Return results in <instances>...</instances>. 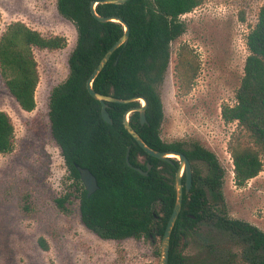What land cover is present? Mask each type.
<instances>
[{
    "label": "trees",
    "instance_id": "trees-1",
    "mask_svg": "<svg viewBox=\"0 0 264 264\" xmlns=\"http://www.w3.org/2000/svg\"><path fill=\"white\" fill-rule=\"evenodd\" d=\"M94 0H57L59 12L72 21L78 31L77 43L69 57V74L55 86L50 96L52 135L60 146L65 163L80 186V210L85 224L106 239L129 237L163 238L176 198L179 161L161 160L147 153L124 124L129 108L141 106L108 102L113 123L102 116V104L87 88V81L109 48L124 34L122 23L98 20L91 11ZM204 0H128L122 4L98 3L104 16L122 17L130 25V37L111 55L93 81L96 91L118 98L147 99V122L140 112L130 114V123L143 140L157 150L184 152L193 166V185L184 191L181 212L171 235L169 264H238V254L226 247H242L243 264H264V231L241 219L228 216L223 201L225 169L217 155L199 142L161 137L164 107L160 86L171 59V43L186 31L185 13ZM249 54L244 75L236 91L235 104H224L226 122H237L242 132L230 144L236 183L243 186L258 175L264 162V5L258 21L246 38ZM63 36H44L25 22H12L0 39V70L10 92L22 109L36 107L39 84L35 49H59ZM199 69L196 56L188 48L180 52L177 72L181 85L189 89ZM15 143L12 117L0 111V154L11 151ZM130 161L145 175L129 166ZM76 164L88 167L100 188L88 195ZM185 181V177H183ZM72 193L57 198L67 209ZM210 227L205 236L201 230ZM194 243L197 251L185 249ZM150 264V263H145Z\"/></svg>",
    "mask_w": 264,
    "mask_h": 264
},
{
    "label": "rangeland",
    "instance_id": "rangeland-1",
    "mask_svg": "<svg viewBox=\"0 0 264 264\" xmlns=\"http://www.w3.org/2000/svg\"><path fill=\"white\" fill-rule=\"evenodd\" d=\"M264 0H204L181 19L186 31L171 43V59L159 91L164 120L161 137L199 142L213 151L225 178L223 201L229 217L264 231V162L261 172L243 186L233 179L230 144L242 130L226 122L224 104H235L249 50L247 34L258 21ZM15 21L25 22L42 35L63 36L59 49H35L39 84L36 107L21 108L0 70V111L15 125L11 151L0 154V264H160L162 239H106L90 229L80 210V191L60 146L52 135L50 96L69 74V57L78 31L57 8V0H0V39ZM196 56L198 73L192 86L182 87L177 66L181 50ZM72 193L67 209L57 198ZM210 227L201 230V236ZM205 232H204V231ZM231 248L241 260L242 247ZM194 243L185 249L197 251Z\"/></svg>",
    "mask_w": 264,
    "mask_h": 264
},
{
    "label": "water",
    "instance_id": "water-1",
    "mask_svg": "<svg viewBox=\"0 0 264 264\" xmlns=\"http://www.w3.org/2000/svg\"><path fill=\"white\" fill-rule=\"evenodd\" d=\"M128 0H94L91 4V11L92 14L100 21L107 22V21H116L123 24L125 28L124 34L117 40L106 52L103 58L100 60L97 67L94 69L93 73L91 74L90 78L87 81V88L90 94L97 100H99L102 104L101 113L104 120L110 124L113 123V119L108 111V102H119V103H129L131 101L140 100L141 106L129 108L124 114V124L128 132L135 138V140L142 146V148L149 153L150 155L159 158L161 160L172 162V158H176L179 161V167L176 174V189H177V198L176 203L173 209V212L168 220L163 238L161 243V262L160 264H169V256H170V248H171V235L176 220L181 212L183 198H184V191L188 192L193 185V166L188 158V156L181 151L176 150H157L150 147L140 136L137 130L132 126L130 123V114L133 111L140 112V120L142 124L147 122L146 116V108H147V99L140 96H135L131 98H118L112 95L102 94L96 91L93 87V81L98 76V74L103 70L105 65L107 64L108 60L110 59L111 55L114 51L119 48L122 44H126L130 37V25L120 16L116 15H109L104 16L97 12L96 6L98 3H115V4H122ZM130 149L131 146L128 147L126 160L129 166L135 168L136 170L140 171L141 173L147 175L148 171L151 168V164L148 165V170H143L140 167L134 166L130 161ZM76 167L79 171L81 181L88 192V195H92L96 192L100 186L97 180V177L93 174V172L85 166L76 164ZM183 177H185V181H183Z\"/></svg>",
    "mask_w": 264,
    "mask_h": 264
},
{
    "label": "built area",
    "instance_id": "built-area-1",
    "mask_svg": "<svg viewBox=\"0 0 264 264\" xmlns=\"http://www.w3.org/2000/svg\"><path fill=\"white\" fill-rule=\"evenodd\" d=\"M233 179H234V181L236 182L234 160H233Z\"/></svg>",
    "mask_w": 264,
    "mask_h": 264
}]
</instances>
